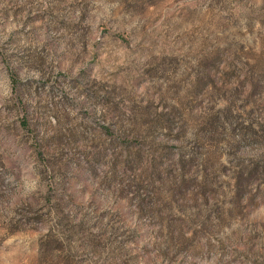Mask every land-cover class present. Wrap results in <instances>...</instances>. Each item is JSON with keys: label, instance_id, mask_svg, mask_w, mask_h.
Returning a JSON list of instances; mask_svg holds the SVG:
<instances>
[{"label": "rangeland", "instance_id": "374dc122", "mask_svg": "<svg viewBox=\"0 0 264 264\" xmlns=\"http://www.w3.org/2000/svg\"><path fill=\"white\" fill-rule=\"evenodd\" d=\"M0 264H264V0H0Z\"/></svg>", "mask_w": 264, "mask_h": 264}, {"label": "trees", "instance_id": "16d2710c", "mask_svg": "<svg viewBox=\"0 0 264 264\" xmlns=\"http://www.w3.org/2000/svg\"><path fill=\"white\" fill-rule=\"evenodd\" d=\"M25 124V122H23Z\"/></svg>", "mask_w": 264, "mask_h": 264}]
</instances>
